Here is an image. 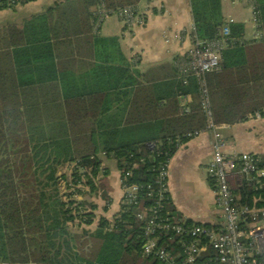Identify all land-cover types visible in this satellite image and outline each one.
<instances>
[{"label": "trees", "instance_id": "16d2710c", "mask_svg": "<svg viewBox=\"0 0 264 264\" xmlns=\"http://www.w3.org/2000/svg\"><path fill=\"white\" fill-rule=\"evenodd\" d=\"M35 1L0 0V11ZM142 1L103 0L114 11ZM189 3L198 41H211L225 24L220 0ZM96 9L95 0H57L21 26L0 29V264H159L143 256V223L132 213L161 204L160 216L182 218L169 194L159 200L158 178L175 141L205 129L199 87L178 73L145 79L118 38L93 30ZM257 10L261 38L240 41V28L230 27L235 45L223 53L221 71L205 77L215 125L241 123L264 108V1ZM182 96L190 98L187 113ZM102 157L129 170L128 184L137 188L112 221L93 203L72 200L95 196L107 213L112 189ZM254 158L264 165V155ZM262 183L258 192L243 185L235 195L243 204L264 199ZM175 240L167 246L178 253Z\"/></svg>", "mask_w": 264, "mask_h": 264}, {"label": "built area", "instance_id": "2783aa9c", "mask_svg": "<svg viewBox=\"0 0 264 264\" xmlns=\"http://www.w3.org/2000/svg\"><path fill=\"white\" fill-rule=\"evenodd\" d=\"M95 1L97 9L93 14L94 31L112 16L119 18L127 26L144 24L146 14L137 6L114 11L106 9L103 0ZM12 4L13 2L10 3ZM248 4L257 12L256 0H248ZM161 36L167 45L190 39V48L177 57L174 65L179 76L184 79H195L199 87V99L206 117L203 131L210 134L212 141L211 159L205 174L210 179L215 216L210 225H204L183 217H162L158 214L163 206L161 204H157L146 213L134 211L133 218L143 223L142 254L159 264H264V208L258 207V203L264 199L259 195L243 204L235 195L243 185H248L254 192L262 190L264 165L259 166L254 156L250 154L224 152L225 140L219 131L220 127L212 121L205 82L206 75L221 71L223 53L235 45V41L230 39L228 24L225 23L218 30L217 36L208 42L196 39L194 26L191 29L166 31ZM179 103L182 113H187L190 98L182 96ZM262 118L264 109L248 116V119L253 121H261ZM199 134L201 132L186 134L183 138L177 139L176 149ZM147 148L152 151L156 149V145L148 144ZM172 158L173 156L167 158L159 174L158 181L162 183L160 201L163 195L168 194L167 176ZM119 172L123 201L132 200L137 188L133 184H128L130 172L129 170ZM251 176L255 178H250ZM173 239H176L178 244V253H173L167 246Z\"/></svg>", "mask_w": 264, "mask_h": 264}, {"label": "crops", "instance_id": "0c3cea01", "mask_svg": "<svg viewBox=\"0 0 264 264\" xmlns=\"http://www.w3.org/2000/svg\"><path fill=\"white\" fill-rule=\"evenodd\" d=\"M56 1L36 0L10 10H2L1 18H12L5 24L0 23V29L19 27L26 19L44 13ZM258 1L264 0H256V6ZM220 3L225 23L229 28H240V41L252 42L261 38L258 10H252L248 0H220ZM135 6L146 14L143 25L127 26L119 18L112 16L102 22L99 35L103 38H118L123 55L149 82L157 83L175 76L177 72L174 62L190 48V39L167 45L161 34L181 28H195L189 0H143ZM195 37L198 39L196 28ZM249 115L241 123L219 126L225 140V153L264 155V118L253 121L248 119ZM211 153L210 134L202 131L198 137L187 141L177 150L169 164L167 176L168 194L177 213L186 220L204 225H210L215 216L214 197L205 174ZM108 163L103 162V166L109 170L111 204L107 213L101 215L112 221L120 210L123 194L120 172L116 168L111 173Z\"/></svg>", "mask_w": 264, "mask_h": 264}, {"label": "rangeland", "instance_id": "374dc122", "mask_svg": "<svg viewBox=\"0 0 264 264\" xmlns=\"http://www.w3.org/2000/svg\"><path fill=\"white\" fill-rule=\"evenodd\" d=\"M12 17L11 16H3L2 18L0 17V23H2V24H5L6 22H9V20L11 19ZM102 159H103V162L106 164L107 162H109L108 163V167H109V169H110V172L111 173H113V172H115V169H116V165H115V162L114 161H108V160H106V158H104V157H102ZM64 173H66L67 175H69V172H66V170H64L63 171ZM69 179V181L71 180L70 178H68ZM65 189H66V187L62 184L61 186H60V192L62 193V194H64V193H68V192H66L65 191ZM79 191V190H78ZM78 191L77 190H74V188H71V191H70V193L71 194H74V193H76L77 192V194H78ZM74 198L72 199V200H75V201H77V202H81V201H87L88 203L89 202H91V203H93L94 205H96V207H97V212H96V214L97 215H101V214H104L105 212H103V203H102V201L99 199V198H97V197H95V196H89V195H86V196H82V195H77V196H73Z\"/></svg>", "mask_w": 264, "mask_h": 264}]
</instances>
